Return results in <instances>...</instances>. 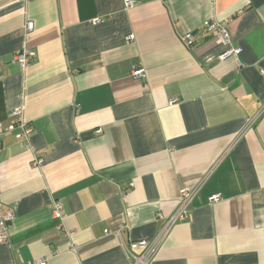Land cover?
<instances>
[{"label":"crops","instance_id":"crops-1","mask_svg":"<svg viewBox=\"0 0 264 264\" xmlns=\"http://www.w3.org/2000/svg\"><path fill=\"white\" fill-rule=\"evenodd\" d=\"M131 2L0 0V264H264V0Z\"/></svg>","mask_w":264,"mask_h":264},{"label":"built area","instance_id":"built-area-1","mask_svg":"<svg viewBox=\"0 0 264 264\" xmlns=\"http://www.w3.org/2000/svg\"><path fill=\"white\" fill-rule=\"evenodd\" d=\"M125 7H129L132 2L131 0H123ZM97 22V21H95ZM209 30L219 36L222 40H226L227 35L224 29L216 24L215 22H212L208 26ZM32 29V24L28 23L26 26V30L30 31ZM133 36H129L128 40H132ZM180 41L186 45V46H192L194 44V40L192 37L191 32H185L180 36ZM239 52V49H233L228 51L227 53H224L222 55V58L228 57L231 54H237ZM33 53L27 51L26 49H21L17 51L13 58L12 61L20 66L21 69H25L29 63V60L32 59ZM142 72L135 71L134 75L135 76H141ZM13 115H19V111H14ZM21 127L23 129V135L27 136L30 132L31 129L29 127H23L21 123ZM9 129H13V126H10ZM191 198V193H188L186 191H181L180 199L178 201L177 207L174 211V213L170 216L168 221L166 222V227H170L173 225L175 222L183 220L186 215H187V209L188 205L190 202ZM219 197L218 195H213L210 197V202H216L218 201ZM52 216L56 218L62 217V206L61 204L55 202L52 205ZM13 220V215L9 210H4L1 206L0 203V243L6 242L8 235H9V224ZM147 243L145 241H135L130 244V248L132 250L141 248L143 250H146ZM131 257L133 259L132 264H149L148 263V254L143 253L140 255H135L131 253Z\"/></svg>","mask_w":264,"mask_h":264}]
</instances>
